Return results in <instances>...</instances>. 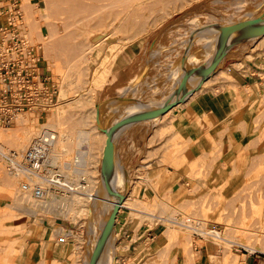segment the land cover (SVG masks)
Wrapping results in <instances>:
<instances>
[{
	"label": "rangeland",
	"instance_id": "1",
	"mask_svg": "<svg viewBox=\"0 0 264 264\" xmlns=\"http://www.w3.org/2000/svg\"><path fill=\"white\" fill-rule=\"evenodd\" d=\"M20 2L26 29L32 40L43 47V66L46 68V76L57 86V97L59 85L65 83L69 94L58 118L52 116V109L60 105L57 104L62 101L59 98L47 114L42 116L33 113L21 114L16 118L14 125L5 129L0 128V132L12 135L14 131L15 134L19 131L17 134L20 135L22 129L25 131L29 126V131L33 132L38 125L40 130L57 135V139L63 135L64 141L59 142L60 145L56 142L53 147L49 146V151L55 146L53 151L55 154L52 156L49 153V157L55 172L60 173L62 182L76 192L71 193L47 185L46 200L39 201L35 206V200L31 201L21 194L20 183L24 179L10 175L0 160L4 175L10 181L16 180L18 194L14 195L12 189L6 188L4 181L0 180V264H22L19 258L26 239L34 226L40 225L46 217L50 218L49 223H54L53 217H59L62 220L59 223H70L79 231L75 234L53 225L55 233H59L61 239L68 235L73 238L74 246L71 247L73 252L63 264H92L94 261L98 262L100 258L106 263L104 257L106 246L99 245L109 220L110 209L103 204H100L101 206L97 202L95 204L85 194L96 196L97 201L102 198L110 200V197H119L114 196L116 192L124 195L122 207L153 215L146 214L148 218L134 212L121 211L122 207H119L118 211L121 209L127 221L139 218L138 226L145 224L151 228L158 227L161 233L156 254L150 252L142 264H176V258L177 264H182V260L183 264H209V254L229 263L239 264L243 261L244 254L234 250L233 245L236 243L257 250L258 254L249 258L254 259L255 264H264V147L251 156L246 162L248 165L241 171L233 169L230 173L222 174L218 171L220 150L214 144L213 148H202L201 154L197 157L199 151L193 150L194 145L181 146L182 141L178 137L165 141L169 134L167 126L173 118V111L204 90L201 87L204 82L215 77L214 69L221 61L214 65L211 64V60L229 45L210 47L205 61H201L195 55L200 52L195 44L196 38L191 45L188 42L192 37L190 34L204 32L213 26H228L232 23L228 21L231 19L239 21V18L248 11L251 12L245 24L251 21L258 23L264 19V0H20ZM251 39L235 40L231 48L245 47L248 58H253L256 50L264 54V33ZM126 46L135 49V54L128 60L126 79L121 82L109 81V72L102 79H94L106 57L109 55L110 59L115 57ZM112 61L108 62V70ZM202 63L203 65L206 63L205 67L194 73ZM189 70H192L193 79ZM185 78H188V81L184 80ZM199 79L202 82L197 84ZM182 96L183 102L173 103ZM128 106L132 109L143 106L148 110L136 113L128 109ZM114 107H118L116 108L118 110L116 111ZM150 114L156 118L151 119ZM24 119L27 120L25 124ZM130 125L139 126L130 136L132 139L136 136L143 143L144 164L137 167L139 171L157 160L158 156L162 160L168 149L174 152L172 158L174 162L171 160L170 165L176 169L182 163H186V157L191 160L187 165L190 178L188 192L180 204L170 205L157 197L143 201L137 197H129L131 179L137 176V182L143 181L139 173H132L129 165H122L123 172H117L121 170L117 161L118 166L114 170L117 174L114 171L107 173V163L103 156L106 144L103 133L110 131L116 135V137L112 135L116 143L121 130ZM79 133L88 135L83 149L76 143ZM57 139L56 141L59 140ZM161 144L157 156V149ZM5 145L4 147L1 145L4 150L14 151ZM77 152L87 154L86 163H82V167L74 165ZM113 158L116 162L115 155ZM118 174L121 177V185L113 187L115 175ZM4 175H0V179L4 178ZM106 181L112 183V186L108 184L107 187ZM22 198L32 202L33 207H30L29 211H21V207L18 206L16 201ZM102 214H105V217L101 222ZM158 217L182 220L188 226L198 225L203 230L216 228L222 236L233 241L226 245L210 238L199 241L193 232L180 227H176L178 236L169 238L167 229L171 225ZM233 227H240V231L246 233V243L236 238ZM112 228L109 230L111 235L109 241L114 248L116 239L111 241L114 238ZM8 250H11L10 254L6 253ZM137 255L127 258L126 263L136 264L134 258ZM186 256L189 261L185 260ZM112 263L115 264L114 258L111 260Z\"/></svg>",
	"mask_w": 264,
	"mask_h": 264
},
{
	"label": "crops",
	"instance_id": "2",
	"mask_svg": "<svg viewBox=\"0 0 264 264\" xmlns=\"http://www.w3.org/2000/svg\"><path fill=\"white\" fill-rule=\"evenodd\" d=\"M134 51L132 46L124 47L113 57L109 70L101 69L103 75L106 76L109 72V81L121 82L126 79L128 60L133 57ZM255 53L253 58H248L245 47H232L215 67V77L204 82L201 87L204 90L199 91L189 102L175 108L173 118L167 126L169 134L164 140L170 141L178 137L182 141L181 146L194 145L193 150L199 151L197 157L201 154L202 148H213L214 144L220 150L221 158H218V164L221 170L218 171L222 174L230 173L233 169L239 172L248 165L246 162L251 156L264 147V54L257 50ZM127 127L121 130L119 139L113 144V150L116 152L115 156L122 172L124 169L122 165L126 164L131 166L132 173H139L142 177L141 182H137V176L131 179L129 193L133 195L129 197H137L141 201L157 197L170 205L180 204L188 192L190 178L187 165L191 160L183 157L186 163H182L176 169L170 165L174 157L173 150L168 149L162 160L158 156L161 144L157 149V160L139 171L137 167L144 164L143 143L136 136L134 139L130 136L139 126ZM51 161L50 159L46 167L52 173L60 175L53 169ZM121 209L149 218L145 213L135 209L134 211L127 207ZM120 210L112 228L116 239L114 262L127 264V258L140 254L136 264H142L150 252L156 254L159 248L161 235L159 228L147 227L145 224L138 226L139 218L129 222ZM104 217L105 214H102L101 222ZM49 219L44 218L40 225L32 229L19 258L22 264L53 262L63 264L72 254L73 238L68 235L61 239L60 234L55 233L53 225L75 234L79 232L77 227L70 223H59L62 221L59 217H53L54 223H49ZM243 257L239 264H255L254 259L245 255ZM177 262L178 258L176 264Z\"/></svg>",
	"mask_w": 264,
	"mask_h": 264
},
{
	"label": "built area",
	"instance_id": "3",
	"mask_svg": "<svg viewBox=\"0 0 264 264\" xmlns=\"http://www.w3.org/2000/svg\"><path fill=\"white\" fill-rule=\"evenodd\" d=\"M56 101L57 86L46 76L43 47L26 29L20 0H0V128L11 127L24 113L47 114ZM53 136L44 133L37 146L22 153L4 150L0 145V159L7 172L22 177L21 192L37 201L46 199L47 185L71 191L60 175L46 167ZM217 231L212 228L193 235L201 241L203 235L213 236ZM233 247L248 257L258 254L241 244Z\"/></svg>",
	"mask_w": 264,
	"mask_h": 264
},
{
	"label": "bare ground",
	"instance_id": "4",
	"mask_svg": "<svg viewBox=\"0 0 264 264\" xmlns=\"http://www.w3.org/2000/svg\"><path fill=\"white\" fill-rule=\"evenodd\" d=\"M106 1V0H105ZM120 1V0H119ZM130 2V1H129ZM128 2V3H129ZM113 3V2H112ZM118 3V2H117ZM120 4V3H119ZM115 5V4H114ZM119 6V5H118ZM117 6V7H118ZM110 7V6H109ZM250 8V7H249ZM124 9V8H123ZM255 9V8H254ZM120 10V9H119ZM126 10V9H125ZM238 10H240V9H238ZM242 10V9H241ZM249 10H251V9H249ZM116 11H118V10H116ZM123 11V10H122ZM243 11H245V12H247L246 10H243ZM249 12H251V11H248L247 13H245L241 18H239V21L237 20V21H235V20H232L231 19V21H228V22H232V23H230V25H228V26H213V27H211L210 29H206V31H208V33H205L206 31H198V32H196V33H194V34H190V36H192L190 39H188V40H190V41H188V42H190V45H191V43L194 41L193 39L194 38H196V45H197V47L199 48V51L200 52H198V53H196L195 55L197 56V58L199 59V60H204L205 61V57H207L206 56V54H207V52H208V50H209V48L210 47H216V46H218V45H228L227 46V48L223 51V52H221V54H217V55H215L214 56V58L211 60V64H216V63H218L224 56H225V54L230 50V48H231V46H232V43L236 40V41H238V40H241V39H244V40H250L251 38L253 39V37H255V36H257L258 34H261V33H264V19H262L260 22H258V23H253L252 21V23L250 22L249 24H245V20L250 16L249 15ZM121 14V13H120ZM110 15V14H109ZM108 15V16H109ZM117 15V14H116ZM137 15V14H136ZM241 15H242V12H241ZM253 16V15H252ZM125 20V19H124ZM80 22V21H79ZM99 23V22H98ZM248 23V22H247ZM251 39V40H252ZM244 40H241V41H244ZM255 40V39H254ZM57 42V41H56ZM61 43V42H60ZM76 47V46H75ZM91 47V46H90ZM75 49V48H74ZM212 49V48H211ZM213 50V49H212ZM74 51V50H73ZM190 51H192V50H190ZM189 51V52H190ZM193 52V51H192ZM195 52V51H194ZM211 52V51H210ZM79 54V53H78ZM189 54H191V53H189ZM193 55V54H192ZM110 56V55H109ZM109 56H107L106 57V59H105V62H104V64L103 65H101V67L103 68V69H105V70H108V62H111L112 60H113V57H111V59L109 58ZM191 56V55H190ZM192 57V56H191ZM190 57V58H191ZM74 59V58H73ZM188 59H189V57H188ZM190 60V62H191V59H189ZM189 60H187L188 62H189ZM73 61V60H72ZM77 61V60H76ZM69 62V61H68ZM65 63H67V62H65ZM74 63V62H73ZM188 64H190V63H188ZM206 64V63H205ZM205 64L203 65V63H202V66L201 67H199L198 69H196L195 70V72L194 73H198L202 68H204L205 67ZM71 66V65H70ZM77 66V65H76ZM101 68V69H102ZM188 69H190V68H188ZM189 73H190V75H191V78L193 79L194 77H193V73H192V70H189ZM104 75H103V73L101 72V70H97V73H96V75H95V78L94 79H96V80H98V79H102V77H103ZM184 80H186V81H188V78H185ZM135 82V81H134ZM202 82V80L201 79H199V81H197V84H200ZM65 85H66V83H65ZM65 85H59V87H58V96L59 97H57V99L59 98L60 100H62L60 103L58 102L57 104H60V105H57L56 107H54L52 110V116L54 117V118H58L59 116H60V114L62 113V106L66 103V98L68 97V94H69V89L67 88V86H65ZM123 85V84H122ZM130 86H132V85H130ZM127 88V87H126ZM130 88H133V87H130ZM127 91H128V89H127ZM116 92V91H115ZM193 92V91H192ZM136 93V92H135ZM183 97L184 96H182L181 98H180V100H176V101H174L173 103H181V102H183ZM241 97V96H240ZM121 98V97H120ZM131 98V97H130ZM194 98V97H193ZM133 99V98H132ZM71 100V99H70ZM140 100V99H139ZM68 101V100H67ZM73 101V100H72ZM137 102V101H136ZM139 102V101H138ZM133 106V105H132ZM119 107V106H118ZM118 107H116V108H118ZM126 108H127V106H125ZM115 108V107H114ZM113 108V109H114ZM116 108H115V110H116ZM128 109H130V110H133V112H136L137 113V111L138 112H140V113H142V112H145V111H147L148 109H147V107H143V106H139V107H134L133 109L132 108H129V106H128ZM127 109V110H128ZM118 110V109H117ZM116 110V111H117ZM126 110V111H127ZM109 112H110V110H109ZM166 112V111H165ZM127 113V112H126ZM148 113V112H147ZM153 113L154 112H152L151 114L153 115ZM151 114L149 115V116H151ZM156 114V113H155ZM160 114V113H159ZM143 115V114H142ZM147 115V114H146ZM157 115V114H156ZM121 116V115H120ZM148 116V117H149ZM158 116V115H157ZM21 117V116H20ZM130 117V116H129ZM136 117V116H135ZM147 117V116H146ZM132 118V117H131ZM151 119H154V118H156V116L154 117V116H151L150 117ZM19 119V118H18ZM22 119V118H21ZM147 119H149V118H147ZM20 120V119H19ZM25 120V119H24ZM24 120H22V122L24 121ZM105 120V119H104ZM25 122H27V120H25L24 121V124H25ZM18 124H19V121H18ZM21 125V124H20ZM196 125H198V124H196ZM21 126H23V125H21ZM21 126H19V127H21ZM26 126V125H25ZM24 127V126H23ZM27 127V126H26ZM197 127V126H196ZM22 129V128H21ZM25 129V128H24ZM18 130V129H17ZM40 128H38V125H36V127H35V130L33 131V132H30L29 131V126L25 129V131H23V129H22V133L20 132V135H18L17 133L19 132H17L16 134H15V131L12 133V135H5V134H3L2 132H0V144L4 147V145H3V143H6V147H8V148H12L14 151L13 152H17V153H22V152H24L28 147H35V146H37L38 145V141H39V138H40V136L41 135H43L44 133H46V132H48L47 130H40ZM206 132V131H205ZM50 133V132H49ZM13 134H14V136H13ZM56 135V134H55ZM86 135V134H85ZM81 135V133H79V135H78V139H76V140H78V141H76V143H77V146H79L81 149H83V145H84V143H87V140H88V135ZM116 137V135H114V134H111V133H109V132H105V134L103 133V140L105 141V143L109 140L111 143H112V162L111 163H109V161H107V159L105 158V160H106V163H107V173L108 172H112L113 173V171L116 169V167L118 166H116V163H117V159H116V162H115V159L113 158L114 157V155H115V151L113 150V144H114V137ZM82 136H85V137H83L82 138ZM59 138V140L57 139V135L56 136H53V141L50 143V145L53 147V145L57 142L58 144H59V142H63L64 141V136L63 135H60V136H58ZM56 139L58 140V141H56ZM107 139V140H106ZM80 140V141H79ZM30 143V144H29ZM83 143V144H82ZM29 145V146H28ZM60 145V144H59ZM106 145V144H105ZM1 146V147H2ZM105 148V147H104ZM4 149V148H3ZM54 149H55V146H54V148H52L51 149V151H49V153L53 156V154H55V153H53V151H54ZM57 151V150H56ZM63 151V150H62ZM62 151H60V152H62ZM59 152V151H58ZM67 152V151H66ZM65 153V152H64ZM63 153V154H64ZM69 153V152H68ZM88 153V152H87ZM66 154V153H65ZM64 154V155H65ZM67 155V154H66ZM86 157H87V154H86V152H77L76 153V160H74L75 161V163L76 164H74V165H76V166H79V165H81L82 163H86ZM49 159H51L50 157H49ZM1 160V159H0ZM109 160V159H108ZM2 161V160H1ZM110 164V165H109ZM252 166V165H251ZM258 166V165H257ZM80 167V166H79ZM82 167V166H81ZM106 167V166H105ZM119 167V166H118ZM74 168V167H73ZM251 169V168H250ZM75 170V169H74ZM105 170V169H104ZM80 171V170H79ZM79 171H77L78 173H79ZM85 171V170H84ZM118 171H121L120 169L119 170H117V172ZM81 172H83L82 170H81ZM103 172V171H102ZM105 172V171H104ZM114 173L115 174H117L115 171H114ZM121 173V172H120ZM10 174V173H9ZM0 175H4V171H3V169H2V167L0 166ZM10 175H12V174H10ZM105 175V174H104ZM12 176H14V175H12ZM118 176H119V174H118ZM118 176H116L115 175V179H114V184H113V187H114V185H115V187H118V186H120L121 184H120V182H121V177L119 176V178H118ZM14 177H17V176H14ZM18 178V177H17ZM20 178H22V177H20ZM106 178V177H105ZM3 179V180H2ZM2 179H0L1 181H4V184H5V186H6V188H10V189H12V193L14 194V195H18L17 194V190H16V184L17 183H15L16 182V180H15V182L14 181H10V180H8V178L6 177V175H4V178L2 177ZM106 180V179H105ZM152 181V180H151ZM150 181V182H151ZM64 184V183H63ZM106 186L108 187V184L109 185H111L112 186V183H108V181H106ZM65 186H67L68 188H70L71 189V191H69V190H67V192H76V190H74L72 187H70V186H68L67 184H64ZM105 186V187H106ZM106 189V188H105ZM111 189V188H110ZM244 189V188H243ZM108 190V189H107ZM20 191H21V187H20ZM46 193H47V190H46ZM21 194H22V196H24V197H26V198H29L31 201L32 200H35L31 195H29V194H23L22 192H21ZM63 195V194H62ZM75 195V197L77 196L76 194H74ZM74 195H72V196H74ZM83 195V194H82ZM87 197H89L88 199L89 200H93V202H95V204H96V202L97 203H99L98 205H100V204H103V205H105V206H107L109 209H110V215L113 213V211H114V209H115V206H118V209H119V207H122L123 206V204H122V202L124 201V199H122V195H120V193H117L116 192V194L114 193V196L115 195H119V197L117 196H115L114 198L113 197H110L111 199L110 200H106V199H103L102 197V199L101 200H97L96 201V199L95 198H97L96 196H93V195H90V194H85ZM102 195V194H101ZM86 196H83V197H86ZM248 196V195H247ZM17 197V196H16ZM99 198V197H98ZM244 198V197H243ZM29 199H24V198H22V199H18V201H16L17 202V204H18V206L19 207H21L20 209H21V211L22 210H25V211H29L31 208L30 207H33V204H32V202L29 200ZM46 200V199H45ZM44 200V201H45ZM72 200V199H71ZM237 200V199H236ZM244 200V199H243ZM255 200V199H254ZM79 201V200H78ZM77 201V202H78ZM15 202V201H14ZM39 201H37V200H35V206H37V203H38ZM71 203H72V201H70ZM120 202H121V205H120ZM257 203V202H256ZM97 205V206H98ZM101 206V205H100ZM105 206H104V208H105ZM99 207V206H98ZM97 208V207H96ZM242 210V209H241ZM247 210V209H246ZM24 211V212H25ZM240 211V210H239ZM248 211H250V210H248ZM117 212H118V210H117ZM231 212V211H230ZM243 213V212H242ZM147 214V213H146ZM251 214V213H250ZM110 215H109V217H110ZM147 215H150V214H147ZM232 215H233V213H232ZM150 216H153V215H150ZM249 216V215H248ZM108 217V218H109ZM158 218H161V217H158ZM161 220L164 222V223H167V224H169V225H171L170 227H169V229H167L168 230V237L169 238H175V237H177L178 235H177V229H176V227H180V228H184V229H188V230H190V232H196V233H201V231H206V230H203V229H201V228H199L198 227V225L197 226H194V227H192V226H188L187 224H185L182 220H177V219H175V218H168V219H166V218H161ZM224 220H226V219H224ZM161 221V222H162ZM255 223V222H254ZM253 223V224H254ZM259 223V222H258ZM262 223V222H261ZM244 226V225H243ZM246 227V226H245ZM245 227H243V229H246ZM262 227V226H261ZM234 229H233V231H234V233L236 234V238H238V239H240V241L242 242V243H246V241H245V234L246 233H244V231L243 230H241L240 231V227L239 228H235V227H233ZM242 228V227H241ZM264 228V227H263ZM262 229V228H261ZM247 230V229H246ZM245 230V231H246ZM263 230V229H262ZM261 230V231H262ZM3 232V231H2ZM90 232V231H89ZM114 233V232H113ZM2 234V233H1ZM104 234V233H103ZM249 234V233H248ZM252 235V234H251ZM229 236V235H228ZM110 237H111V235H110V232L108 231V233L106 234V239L104 240V236H102V239H101V241H100V245L99 246H101V247H105L106 246V248H105V250H104V252H105V255H104V257L106 258V263H104V261L102 262L101 261V258L99 259V261L98 262H96V261H94L92 264H111V260H112V258H113V254H115L114 253V248H113V246H112V243H110ZM248 237H249V235H248ZM98 238V237H97ZM168 238V239H169ZM203 238L205 239V238H210V239H212V240H215V241H219V242H221V243H223V244H227V243H230L231 241H233V240H230V238H229V240L228 239H226V237H224V236H222L221 235V233H219L218 231H217V233L216 234H214L213 236H207V235H203ZM95 239V238H94ZM235 239V238H234ZM113 240H115L114 238L111 240L112 242H113ZM98 241V240H97ZM95 243H93V245H94ZM96 246V245H95ZM247 247V246H246ZM102 250V249H101ZM6 253L7 254H10L11 253V250H8V251H6ZM197 253V252H196ZM187 254V253H186ZM195 255V254H194ZM140 254H138L135 258H134V262H137L138 260H139V258H140ZM185 256V255H184ZM196 256H197V254H196ZM186 259V261H189V258H187V256L185 257ZM5 259V258H4ZM131 260V259H130ZM6 262V260H4V263ZM133 262V261H132ZM208 263L209 264H236L235 262L234 263H229V262H227L226 260H222V259H218L216 256H214V255H212V254H209L208 255ZM8 264V263H7ZM53 264V263H52ZM91 264V263H90ZM113 264V263H112Z\"/></svg>",
	"mask_w": 264,
	"mask_h": 264
},
{
	"label": "water",
	"instance_id": "5",
	"mask_svg": "<svg viewBox=\"0 0 264 264\" xmlns=\"http://www.w3.org/2000/svg\"><path fill=\"white\" fill-rule=\"evenodd\" d=\"M107 132H110V131H107ZM103 156L107 159V161H109V163L112 162V143L109 140L106 142ZM120 205H121V202H120ZM117 210H118V206H115V209H114L113 213L110 215L109 220H108V222L106 224V227H105V230H104V234H103L104 237L106 236L108 231L114 225V222H115V219H116V215H117Z\"/></svg>",
	"mask_w": 264,
	"mask_h": 264
}]
</instances>
